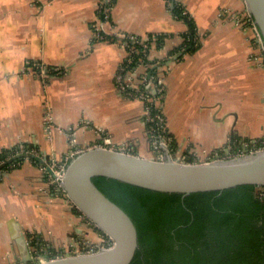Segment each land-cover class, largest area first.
Here are the masks:
<instances>
[{
  "label": "crops",
  "instance_id": "obj_1",
  "mask_svg": "<svg viewBox=\"0 0 264 264\" xmlns=\"http://www.w3.org/2000/svg\"><path fill=\"white\" fill-rule=\"evenodd\" d=\"M110 1L103 22L98 0H0V154L33 152L54 169L71 150L108 137L154 156L144 104L116 83L127 56L119 32L163 37L149 58L166 73L163 112L173 153H228L264 138V62L243 0H182L196 24V49L185 45L188 24L168 0ZM98 25L107 39L95 38ZM37 64L48 68L47 78ZM21 158L0 177V264L98 242L47 166Z\"/></svg>",
  "mask_w": 264,
  "mask_h": 264
},
{
  "label": "trees",
  "instance_id": "obj_2",
  "mask_svg": "<svg viewBox=\"0 0 264 264\" xmlns=\"http://www.w3.org/2000/svg\"><path fill=\"white\" fill-rule=\"evenodd\" d=\"M172 10L188 24L185 45L199 47L201 42L190 13L183 14L177 3ZM163 41L158 35L150 44L148 55L153 45L161 46ZM135 65V62L131 64ZM151 107L154 113L162 112L165 117L163 108L161 111L154 104ZM144 121L150 139L146 116ZM167 134L172 137L168 127ZM234 149L239 148L235 145ZM14 155L12 150L0 154V177L24 160L8 162ZM190 157L193 160L195 156ZM93 180L129 213L137 226L139 247L130 264H264V186L243 184L184 195L106 176H96ZM97 230L102 231L98 227Z\"/></svg>",
  "mask_w": 264,
  "mask_h": 264
},
{
  "label": "water",
  "instance_id": "obj_3",
  "mask_svg": "<svg viewBox=\"0 0 264 264\" xmlns=\"http://www.w3.org/2000/svg\"><path fill=\"white\" fill-rule=\"evenodd\" d=\"M243 1L264 42V0ZM250 147L246 145L245 154L236 157L197 162L173 157L168 147H164V158L144 157L125 146L86 147L67 164L63 188L76 208L114 240L113 245L88 253L46 256L43 261L30 254L26 264H130L139 247L137 226L129 213L99 188L94 177L106 176L184 195L225 190L243 184L264 186V148L251 151ZM21 157L41 162L55 175L48 162L33 152L15 155L8 162Z\"/></svg>",
  "mask_w": 264,
  "mask_h": 264
},
{
  "label": "built area",
  "instance_id": "obj_4",
  "mask_svg": "<svg viewBox=\"0 0 264 264\" xmlns=\"http://www.w3.org/2000/svg\"><path fill=\"white\" fill-rule=\"evenodd\" d=\"M168 3L174 7L175 3L179 4L183 8V14H188V10L185 7L182 0H168ZM112 2L110 0H98V12L101 16V21L104 22V19L108 21L111 18V10H112ZM228 13L229 10H228ZM245 21L248 24V26L252 29L254 32L255 37L257 38V45L260 46L261 49V56L264 61V42L262 39V36L260 34V31L253 19V17L247 12H244ZM104 17V18H103ZM237 20H241L238 15H236ZM102 25V24H101ZM103 27L98 25L95 26L94 35L95 38L98 40H105L107 39V36L103 33ZM158 39V35L151 36L148 39L141 38L138 35L128 34L126 32H119L116 34V43L120 46H123L124 49L127 50V56L125 60L121 63L119 70L116 73V83L119 88V90L128 97L137 98L142 101L144 104V110H145V116L146 121L150 125L149 135L154 139L153 146L154 151L156 153H159L160 156L165 154L164 147H168L170 149L171 155H173V150L171 147L172 144V137L167 134V124L166 119L162 115V112H156L154 113L152 110V104H154L156 107L163 108L164 99H165V93L166 88L164 85V78L166 73L161 72L158 70L156 73L155 70L157 69V65L154 61H151L149 59L148 55V49L150 44L153 41H156ZM140 54V56H139ZM138 55V57H137ZM147 56V57H146ZM135 62V66H131L132 63ZM159 63V62H157ZM38 66V74L41 78H47L49 70L48 68L44 66ZM142 67L143 70L141 73H139L137 70ZM168 68V67H167ZM169 69V68H168ZM151 72V73H150ZM47 122L51 123V115H46ZM146 123V122H145ZM262 143L261 145H259ZM93 146H105V147H115V145L112 144V141L110 138L105 137L102 141L96 142L92 144ZM91 145V146H92ZM253 145V144H252ZM254 150L264 148V139H261L259 141H255L254 143ZM85 148H78L71 150L66 156L63 161H61L59 164H56V173L53 177V182L55 183L57 189L63 194H65L64 188H63V176L65 174V168L67 164L70 162V160L76 156L79 152H81ZM251 151L253 149H250ZM187 156V155H185ZM218 157L211 158L210 160H217L219 158V154H217ZM159 158V157H158ZM191 161L197 162V161H210V160H204V159H197L194 157ZM66 195V194H65ZM85 223L92 228L99 236V241L94 243L90 241H85L84 244L81 247L71 248L70 253L73 254H79V253H88L93 252L101 247H110L113 245L114 240L104 233L103 231L97 230V225L94 224L90 219L87 218L83 213L80 214ZM67 252V253H68ZM41 253V254H40ZM38 256H36L37 260H46L45 257L48 256L49 258H54L60 255H64L63 253H54L55 255L50 257V253L43 254L40 252Z\"/></svg>",
  "mask_w": 264,
  "mask_h": 264
},
{
  "label": "rangeland",
  "instance_id": "obj_5",
  "mask_svg": "<svg viewBox=\"0 0 264 264\" xmlns=\"http://www.w3.org/2000/svg\"><path fill=\"white\" fill-rule=\"evenodd\" d=\"M254 40H255V42H257V38L256 37H254ZM258 43V42H257ZM262 54V53H261ZM261 56V55H260ZM259 56V58L262 60V62H264L263 61V59H262V57H260ZM258 57V56H257ZM157 62H159V61H155V63H157ZM146 124V123H145ZM146 126H147V124H146ZM147 135V134H146ZM150 136V139L148 138V136H147V139H148V141H149V143H150V146H155V144H154V139L151 137V135H149ZM264 139V138H263ZM153 146L151 147V154L152 155H154L155 157H159V158H164L165 157V154H163L162 156H160V154L159 153H156L155 151H154V148H153ZM254 147L255 146H253L252 144H251V147H250V149H253L254 150ZM127 148V147H126ZM234 148V147H233ZM217 154H219V152L218 153H216V152H212V153H210V154H204V155H201V156H196L195 155V157L197 158V159H204V160H210L211 158H215V157H218L217 156ZM243 154H245V152H244V150H242L241 148L240 149H237V150H232V151H230V152H228V153H224V152H220V154H219V158H222V159H227V158H230V157H236V156H238V155H243ZM173 157H175V158H179L181 161H188V158H189V155H187V156H183V155H177V154H175V153H173ZM191 158V157H190ZM192 159V158H191ZM54 172L56 173V166L54 167ZM53 177H54V175L53 176H50L49 178H50V180H51V182L53 183V184H55L54 182H53ZM94 231V230H93ZM92 240V239H91ZM86 241V240H85ZM92 241H94V240H92ZM92 241H90V242H92ZM94 243H96V242H94ZM70 249L71 248H69V249H64V250H62L61 251V253H63V254H66L68 251H70ZM42 253L43 254H46V253H50V257H52V256H54L55 254L53 253V252H50V251H48V250H42Z\"/></svg>",
  "mask_w": 264,
  "mask_h": 264
},
{
  "label": "bare ground",
  "instance_id": "obj_6",
  "mask_svg": "<svg viewBox=\"0 0 264 264\" xmlns=\"http://www.w3.org/2000/svg\"><path fill=\"white\" fill-rule=\"evenodd\" d=\"M64 177V176H63Z\"/></svg>",
  "mask_w": 264,
  "mask_h": 264
}]
</instances>
